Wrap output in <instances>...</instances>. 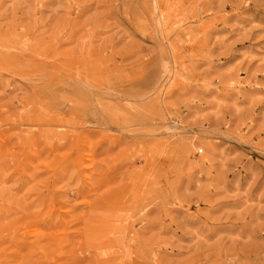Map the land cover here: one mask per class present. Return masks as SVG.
Listing matches in <instances>:
<instances>
[{"label": "rangeland", "instance_id": "rangeland-1", "mask_svg": "<svg viewBox=\"0 0 264 264\" xmlns=\"http://www.w3.org/2000/svg\"><path fill=\"white\" fill-rule=\"evenodd\" d=\"M0 264H264V0H0Z\"/></svg>", "mask_w": 264, "mask_h": 264}]
</instances>
